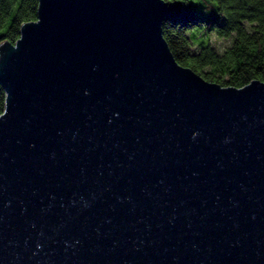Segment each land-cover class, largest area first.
Masks as SVG:
<instances>
[{"label":"water","instance_id":"95a60500","mask_svg":"<svg viewBox=\"0 0 264 264\" xmlns=\"http://www.w3.org/2000/svg\"><path fill=\"white\" fill-rule=\"evenodd\" d=\"M165 0H38L0 42V264H264V80L178 63Z\"/></svg>","mask_w":264,"mask_h":264},{"label":"trees","instance_id":"16d2710c","mask_svg":"<svg viewBox=\"0 0 264 264\" xmlns=\"http://www.w3.org/2000/svg\"><path fill=\"white\" fill-rule=\"evenodd\" d=\"M162 34L176 61L208 81L240 87L264 80V0H165ZM38 0H0V42L36 19ZM211 35L229 37L217 49ZM5 93L0 85V113Z\"/></svg>","mask_w":264,"mask_h":264},{"label":"rangeland","instance_id":"374dc122","mask_svg":"<svg viewBox=\"0 0 264 264\" xmlns=\"http://www.w3.org/2000/svg\"><path fill=\"white\" fill-rule=\"evenodd\" d=\"M210 41L217 48H222L225 44L229 42V37H220L216 35H211Z\"/></svg>","mask_w":264,"mask_h":264}]
</instances>
